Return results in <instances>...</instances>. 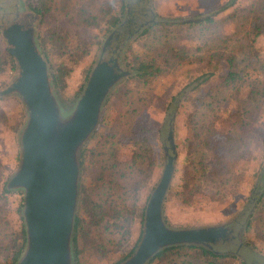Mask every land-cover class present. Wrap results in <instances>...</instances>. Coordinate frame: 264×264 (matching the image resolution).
<instances>
[{"label": "rangeland", "instance_id": "obj_1", "mask_svg": "<svg viewBox=\"0 0 264 264\" xmlns=\"http://www.w3.org/2000/svg\"><path fill=\"white\" fill-rule=\"evenodd\" d=\"M16 2L21 11L35 15L31 17V22L27 24L26 28H28L29 35L32 34L31 38L35 40L34 43H36L38 51L45 61L47 60L48 75L55 95L53 99L56 98L58 101L61 109L60 114L64 119L73 110L82 92L79 88L81 85L84 87L87 71L98 61L106 38L121 23L123 25L127 9L120 15V23L113 28L110 26L109 14L117 12L121 0H0L1 5L11 10H14ZM124 2L126 5L130 4L132 20L139 23L137 26L139 28L132 32L133 35L130 38L121 41L116 39L110 43L111 48L114 49L119 42H124L118 55L120 67L130 70L125 61V55L128 53V60L135 54L140 58L155 56L161 63L166 64V68L148 82L143 83L138 82L135 78L123 77L110 89L103 102L97 125L79 148V150L83 149H81L82 153L80 152L81 157L79 150L77 153L79 166L77 201L78 197L82 195L81 184L86 180L89 183L93 182V186L101 190L102 195L110 196L112 188L109 187V178L111 172L100 176L103 169L106 168L103 165L111 161L112 149L110 145H114L116 137H120L117 145L121 159L127 160L132 149L130 145H134L136 141L132 138L133 129L138 131V144L140 141V145H147V155L155 156L157 159L158 169L152 179L156 184L166 163L163 146L169 145L167 140L169 114L174 115L172 131L176 152L174 166L176 167L177 162L189 151L191 145L190 138L188 139L189 132L183 123L184 120L193 118L194 111L199 109L202 112V122L200 121L199 124L203 127V131L208 132L211 129L214 111L224 113L239 109L240 104L247 100V90L251 87L248 82L250 79L258 77L256 70L258 67H264V10L253 8L252 0H143L138 2L124 0ZM232 2L235 3L232 4ZM40 3H43L42 5L45 7L43 12L39 13L35 8ZM149 3L152 13L157 18L155 22L158 24L141 35L140 31L151 24L140 26L141 22L149 19L144 14L148 13V10L145 9L149 8ZM81 7L87 11L85 14L80 13ZM100 8L103 9L102 12ZM89 13L97 16L93 25L81 20L82 16L85 17ZM203 14L213 15V22L202 24L172 22L178 18H194ZM254 23H259L260 29L259 35L252 38ZM0 34H2L1 30ZM79 41L83 42L84 50L82 47V50L74 49L77 46L76 42ZM250 41L253 42L256 54L255 64L249 66L245 71L246 85L241 90V96H236L234 91L220 84L224 77V71H226L225 59H220L218 54L212 56L211 59L208 58L211 56L210 53L217 52L224 54L232 52L239 55L243 53L245 46ZM0 45L1 48L8 46L5 39L0 41ZM86 50L89 51V55L81 57V52ZM172 51L176 53L174 57ZM5 57L7 58V56ZM74 59L77 60L74 62ZM59 63L70 66L71 71L68 75L63 76L61 84L55 85L51 80V65ZM210 68L214 70L215 74L206 82L196 88H192V85L191 88L188 87L191 90L188 89L189 92L187 91L185 97L183 93H178L183 85L200 74L199 72L209 71ZM17 74V66L11 71L8 70L7 73L4 72L2 77L4 81L0 83V90L9 86ZM260 93L262 94H258L256 99L253 96L250 101L253 107L258 104V117L251 124L250 132H247L248 134L240 143V145H245V148L242 147L241 151L238 148L239 152L237 151L239 160L240 153L242 160V153L244 154L245 149V166L241 164V174L236 177L238 180L237 191L235 193L228 192L224 198L218 201L198 195L196 199L193 198L191 201L193 205L189 207H181L177 202L172 201L171 203V200L167 199L163 211V219L165 216L164 222L167 226L189 228L228 222L235 225L233 220L243 212L251 196H258L263 191L264 88H261ZM173 97H176L177 100ZM0 111H4L10 122L20 120L16 145L21 153L20 134L28 118L25 104L16 92L11 91L0 97ZM142 116L146 117L145 120L142 119ZM177 119L180 121V125H177ZM58 123L61 125L64 121L57 118L56 124ZM144 124H146L148 135ZM229 128L230 120L225 118L221 131L225 133ZM115 134L119 136H114ZM143 134H146L147 137H144ZM5 135V132H0V145L4 151L6 150V155L0 162L5 169V174L10 177L17 170L21 155L17 160L14 157V152L5 147V145H10ZM122 135H126L124 140H122ZM127 136L130 138L125 139ZM122 179L128 182L130 180L129 176ZM178 180L174 173L170 185H175ZM233 180L235 181L231 177H218L210 182L207 190L208 195H212L213 191L219 189L223 193L222 190L226 191V188L233 186ZM210 187L213 191L209 192ZM120 189L125 190L121 186ZM12 191L11 205L14 206L23 198V189L15 188ZM88 192L92 195L91 187L88 188ZM123 194H121L123 199L120 200L126 201L129 192L124 191ZM219 195L220 193L215 197ZM262 205H260L261 210L252 215L253 217L251 216L250 231H245L244 227L246 220L255 211V204L250 210L249 216L241 214L239 220L242 225L237 241L235 243L219 242L213 245V248L222 252L237 250L240 258L264 262V202ZM76 213H78L77 210H75ZM114 228L116 227L112 226V229L117 231ZM94 236H96L95 233ZM135 237V232L124 233L121 245L127 247ZM249 241H253L256 248H253ZM238 242H241L242 246L239 247ZM71 255L72 264H107L106 260H99L86 251L80 254V263H76L73 259L72 240Z\"/></svg>", "mask_w": 264, "mask_h": 264}, {"label": "trees", "instance_id": "obj_2", "mask_svg": "<svg viewBox=\"0 0 264 264\" xmlns=\"http://www.w3.org/2000/svg\"><path fill=\"white\" fill-rule=\"evenodd\" d=\"M234 3L235 2H232V4ZM42 4L43 3H40V5L38 4L35 8L39 13L43 12V8L45 7ZM126 6L124 0H121L120 6L117 8L118 10H116L117 12L109 14V17L111 18V27L114 28L120 23V15L126 10ZM252 6L253 8L264 10V0H252ZM100 10L102 12L103 9L100 8ZM86 12L87 11L84 7L80 8V13L85 14ZM106 14L108 13L106 12ZM95 19H97V16L93 14L91 15L90 13L81 18L82 22L90 25L95 24ZM172 22L202 24L205 22H213V15L203 14L194 18H178ZM157 24L158 22L149 24L140 31V34H145ZM259 29L260 24L254 23V33L252 34V38L259 35ZM0 39L1 42L5 39L2 34H0ZM82 44L83 42H76L77 46L74 49H81L82 47L84 50ZM175 54L176 53L172 51L173 57ZM210 54L211 56L208 59H211V57L216 54H218L220 59H225L227 66L220 84L227 87L229 90L234 91L236 96H241V90L246 85L245 71L249 66L255 64L254 57L256 54L254 53L253 42L250 41V43L245 46L243 53H240L239 55L232 52L225 54L219 52ZM85 55H89V51L86 50L81 52V57H85ZM5 56H7V58ZM76 60L77 59H74V62ZM127 60L128 53L125 55V61L130 67L129 71L131 74L126 78H135L138 82H148L162 73L166 68V64L161 63L155 56L140 58L139 55L135 54L131 56L130 60ZM15 66L18 68V63L15 57L10 53L8 46L1 48L0 45V83L4 81L2 79L4 72L7 73L8 70H13ZM53 66L51 65V80L52 82L54 81L55 85L61 84L63 82V76L69 74L71 67L65 66L61 63ZM92 68H89L87 71L88 75H86L85 78L88 79ZM256 70L258 72V77L250 79L248 82L251 87L247 90V100L240 104L239 109L236 108L235 110L228 112L225 111L224 113L214 111L211 121V129L208 132L203 131V127L199 124L200 121L202 122V112L199 109L194 111L195 115L193 114V118H187L184 120L183 123L189 132L188 139L190 138L189 141L191 142V145L189 151H187L184 157L177 162V166H174V169L176 170H174L175 172L173 171V174L175 173L179 180L173 186L170 185V181L164 197L163 211L167 199L171 200V203L172 201L177 202L181 207H189L193 205L191 203L193 198L195 197L194 199H196L198 195L208 197L213 201H218L224 198L228 192L235 193L237 191L238 180L236 177H239L241 174L240 171L242 170V165L245 166V149L244 154L242 153V160L241 153L239 160L237 151L238 148H240V151L242 147L245 148V145H240V143L250 132L251 124H253V121L258 117V104H256V107H253L250 101L253 99V96L256 99L258 94H262L260 93L261 88H264V67L260 66ZM199 73L200 74H197L189 82L184 84L178 93H183V96L185 97L189 89L188 87L191 85L192 88L199 87L200 84L206 82L215 74L214 70H211V68L209 71L202 70ZM82 88L83 85L79 88L80 92L83 90ZM190 90L191 89H189V91ZM173 98L176 99V97ZM145 118V116H142L143 120H145ZM225 118L230 120V128L223 133L221 128L223 127ZM177 121L178 119L176 120L177 125H180V121ZM19 123V119L10 122L4 111H0V132L6 133L5 136L10 144L5 145V147L11 152H14V157L17 160L20 158L19 155H21L18 145H16ZM144 126L147 132L146 124H144ZM148 134L149 133L147 132V135ZM137 135L138 131L133 129L132 138L136 139V141L134 145H130L132 149L126 161L121 159V153L118 150L117 143L120 141V137H116L114 139V145H110L112 149L111 161H109L108 164L106 163L103 165L106 168L103 169L101 175L99 173L100 176H103L106 172H111V177L109 178V187L112 188H109L110 196L102 195L100 192L101 190H98L93 186V182L89 183L86 180L81 184L80 190H82V195L81 197H78L76 209L78 213H76L74 217L72 234L73 259L76 263H80V254L86 251L99 260H106L107 264H121L135 251L141 239L145 207L152 191L158 183L155 184L154 180H152L158 169V165L155 156L151 157L147 155V145H140V141L138 144ZM147 135L143 134L144 137H147ZM114 136L119 135L115 134ZM125 136L126 135L121 136L122 140H124ZM129 138L130 137L127 136L125 139ZM200 139L203 140V142H201ZM81 149L79 150L80 157L83 150ZM5 155L6 150L4 151L0 145L1 161ZM208 161H211V163H208ZM125 176H129V182L122 179ZM218 177H231L235 179V181L233 180V186L226 188V191L222 190L223 193L220 192V189L218 191H213L210 187L209 192L213 191V194L208 195L207 190L210 182ZM9 178L10 177L5 174V169L0 162V264H18L27 240L24 218L21 213L23 198H21L16 205H11L10 195L12 194L13 189L7 187ZM88 186L91 187L92 195L88 192ZM120 186L125 190L122 191ZM124 191L129 192L126 201L120 200L123 199ZM219 193L220 195L215 197ZM121 194H123V196ZM263 202L264 189L260 192L254 202V213H251L250 216L248 215L249 218L246 220L244 227L245 231L248 232L251 230V216L261 210L260 205H262ZM164 219L166 220L165 216ZM112 226L116 227L114 229H117V231L113 230ZM127 232H135L136 237L127 247H124L121 245L123 243L121 241L123 234ZM94 233L96 236H94ZM249 243L253 248H256L253 241H249ZM145 264L263 263L257 262L254 259L246 260L240 258L237 253L231 251L222 252L215 247L211 249L202 244L182 243L165 246L159 249Z\"/></svg>", "mask_w": 264, "mask_h": 264}, {"label": "water", "instance_id": "obj_3", "mask_svg": "<svg viewBox=\"0 0 264 264\" xmlns=\"http://www.w3.org/2000/svg\"><path fill=\"white\" fill-rule=\"evenodd\" d=\"M148 5L149 8L145 9L148 13L144 14L149 19L141 22L140 26L157 19L150 3ZM122 26L121 23L106 38L100 57L91 69L73 110L64 119L58 101L55 97L53 99L55 95L47 62L38 51L35 40H32V34L29 35L28 28L19 23L2 28L8 49L18 63L19 76L0 90V96L16 92L28 113L20 134V163L7 183L9 189H23L21 213L27 240L18 264H72L71 240L79 175L77 153L97 125L110 89L119 79L131 74L120 67L118 56L107 61L102 58L113 34ZM131 35L133 33L126 39ZM57 118L64 123L56 124ZM173 118L174 115L169 114V145L163 146L166 163L145 207L141 239L135 251L121 264H145L159 249L174 244H202L213 249V245L219 242L235 243L242 225L239 220L241 214L247 217L257 199V196H251L243 212L233 220L235 225L228 222L189 228L167 226L163 219V202L176 158ZM238 246L242 243L238 242ZM234 253L239 254L237 250Z\"/></svg>", "mask_w": 264, "mask_h": 264}, {"label": "flooded vegetation", "instance_id": "obj_4", "mask_svg": "<svg viewBox=\"0 0 264 264\" xmlns=\"http://www.w3.org/2000/svg\"><path fill=\"white\" fill-rule=\"evenodd\" d=\"M135 1H143V0H135ZM127 9V16L124 20L123 26L120 27V29L113 34L112 38L110 39L108 45L105 47V50L103 52L102 58L107 61L112 57L118 56V52H120L121 47L123 46L124 42H119L114 49L111 48L110 43L116 39H125L127 36H129L130 33H132L138 26L139 23H135V21L132 20V9L129 3H127L126 6ZM21 12V13H20ZM23 14H28L30 16H24ZM35 15H32L31 13H25L20 10L18 3L16 2L14 10H11L7 8L6 6H3L0 4V30L2 32V28L9 26L13 23H19L22 24L24 27H28V23L31 22V17ZM41 54V53H40ZM42 56V54H41ZM44 59V57L42 56ZM45 60V59H44ZM48 69V66H47ZM19 76V69L18 74L14 78L13 81L16 80V78ZM262 173L264 172V168L262 169Z\"/></svg>", "mask_w": 264, "mask_h": 264}]
</instances>
